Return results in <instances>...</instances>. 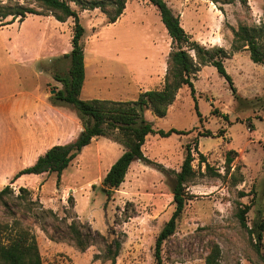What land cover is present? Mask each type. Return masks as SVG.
I'll list each match as a JSON object with an SVG mask.
<instances>
[{"label":"rangeland","instance_id":"obj_1","mask_svg":"<svg viewBox=\"0 0 264 264\" xmlns=\"http://www.w3.org/2000/svg\"><path fill=\"white\" fill-rule=\"evenodd\" d=\"M163 1L179 17L190 41L229 54L223 64L236 92L231 93L214 67L201 66L191 75L194 98L182 86L164 118L145 111L144 119L153 129L188 133L165 138L149 134L141 151L153 164L132 162L124 182L107 200L102 179L124 148L103 137L83 147L59 179L52 173L24 176L10 184L42 156L24 131L30 130L32 138L35 129L44 126L48 136L40 144L53 147L75 140L83 126L70 105H54L59 113L47 107L63 89L58 79L68 77L72 18L57 21L38 0H0L42 14L0 26V190L9 185L12 191L4 197L6 207L0 202V241L18 229L28 231L44 264H110L106 252L109 246L114 250V242L120 245L115 264H156L154 243L174 209L175 173L189 144L194 176L185 184L186 204L175 232L162 244L163 264H207L208 259L211 264H264V231L255 245L256 234L250 235L237 219L238 210L248 206V228L255 231L258 224L264 225V67L254 64L246 49H231L233 29L264 25V0ZM69 5L84 29L80 99L135 101L141 92L163 87L162 61L176 46L153 4L127 0L114 24H107L99 9L82 10L73 0ZM188 53L194 58L193 51ZM207 131L212 135L202 136ZM194 142L205 163L199 162ZM230 150L236 155L228 168ZM20 187L29 190L35 203L17 198ZM41 207L62 219L59 225L65 232L70 223H81L98 235L83 251L67 240H50L42 228L51 232L58 222L40 219Z\"/></svg>","mask_w":264,"mask_h":264},{"label":"trees","instance_id":"obj_2","mask_svg":"<svg viewBox=\"0 0 264 264\" xmlns=\"http://www.w3.org/2000/svg\"><path fill=\"white\" fill-rule=\"evenodd\" d=\"M82 10L99 9L107 17V24H113L122 15L127 0H109L107 3L100 1L73 0ZM159 12L160 20L164 25L170 39L171 45H175V50L168 54L166 73L163 87L159 90H148L141 92L135 101H112V100H82L79 98L84 79V49L81 43L84 35V29L80 23L78 13L69 5V0H38L40 6L47 11H52L57 21L63 23L68 18L73 20V34L71 38V51L67 56L70 59L68 77L58 79L63 85L53 96L52 105L65 103L70 105L79 115L82 122L83 130L78 137L64 145H56L49 148L42 156L38 157L35 163L20 170L11 180L13 184L18 178L24 176H37L43 174L55 173L59 179L62 172L69 166L71 161L77 156L81 149L91 143L96 138H108L123 146V153L110 166L102 179L103 192L108 200L113 191L124 182V178L134 161H142L146 164H153L142 154L141 147L149 134L158 135L165 138L173 134L184 135L188 132L169 129L167 131L155 130L151 122L144 119V112L150 111L155 118H164L167 114L168 107L174 102L178 91L182 86H187L190 95L194 98L195 88L191 81V75L199 70L201 66L214 67L219 77L223 78L229 90L235 95V87L230 75L227 73L223 60L228 58V53L220 47L206 49L196 41H190L182 28L179 17L175 15L163 0H148ZM242 4L246 0H240ZM232 3V0L224 2ZM110 7L111 11L106 8ZM27 15H42L39 11L31 7H25L20 4L4 5L0 3V26L12 24L15 20L22 22ZM233 40L232 52L246 49L249 52L250 60L254 64L264 67V25L260 27H248L239 25L237 29L232 30ZM186 47L187 50L183 48ZM188 51L194 52V58ZM199 122L200 114L195 106ZM226 117V116H225ZM210 131L205 132L204 137L211 136ZM194 151L198 154L199 162L205 163L203 154L197 152L196 143L194 142ZM236 153L228 151L225 158V165L229 168L233 157ZM194 156L190 145L185 147V155L180 166V170L175 173V184L173 187V204L174 209L168 221L164 224L154 243L153 256L156 264H163L161 258L162 244L176 229V223L181 216L186 204L185 184L194 176L192 162ZM206 169H209L208 164ZM12 194L9 185L0 190V202L6 207L7 202L4 197ZM24 195V196H23ZM29 190L19 188L18 199H24L31 205L32 202ZM68 201L70 208H73V201L69 196ZM67 208L64 209L66 211ZM249 210L248 206L239 209L237 219L241 227L252 235L256 234V244H259L263 237L264 225L258 224L257 230L248 228L245 216ZM37 216V215H36ZM40 219L47 217L58 224L51 227L49 232L45 227L42 229L46 232L50 240H67L76 248L83 251L91 245L94 236L98 235L92 232L87 224L70 223L67 225L66 232L59 225L61 220L49 209L40 208ZM45 226V225H44ZM1 227V226H0ZM3 228V227H2ZM6 241H0V264H44L39 255L35 238L28 231L18 229L13 234L4 238ZM119 243L114 242V250L111 246L107 249V259L110 264H115L118 254ZM264 261V257H263ZM207 264H211L209 259Z\"/></svg>","mask_w":264,"mask_h":264},{"label":"crops","instance_id":"obj_3","mask_svg":"<svg viewBox=\"0 0 264 264\" xmlns=\"http://www.w3.org/2000/svg\"><path fill=\"white\" fill-rule=\"evenodd\" d=\"M122 15H123V13H122ZM114 24V23H113ZM169 52H170V48H169ZM167 58H168V55L166 56H164V58H163V61H162V71H161V74H160V77H162L163 78V81H164V77H165V73H166V67H167ZM85 68V67H84ZM84 84V83H83ZM162 88V87H161ZM161 88H159V89H161ZM159 89H156V90H159ZM82 90V89H81ZM155 90V89H154ZM46 98H47V101H48V97L46 96ZM47 107H48V109L50 110V111H54V113H59V108L58 107H55L54 105H52L51 103H49V102H47ZM168 114V113H167ZM166 114V115H167ZM44 122V121H43ZM35 131H36V136L35 137H32V138H30V135H29V133H30V130H27V131H24V132H26L25 134H26V137H27V139L29 138V141L30 142H32L33 143V148H34V145H35V143H37V147H40L39 148V150H41L42 149V152H41V155H43L50 147H51V145H54V144H51L50 143V145H48L47 146V144H45V145H43L42 146V144H40V142H42L43 141V138L44 137H46V136H48L47 135V131L44 129V126H42V128H36L35 129ZM52 135V133L50 132V136ZM36 157H37V155H36ZM21 178V177H20ZM19 179V178H18ZM17 179V180H18ZM16 180V181H17Z\"/></svg>","mask_w":264,"mask_h":264}]
</instances>
